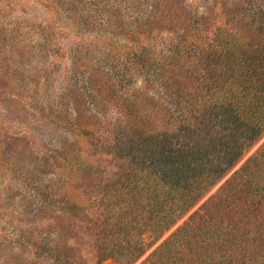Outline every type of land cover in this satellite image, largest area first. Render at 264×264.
I'll use <instances>...</instances> for the list:
<instances>
[{
    "label": "trees",
    "instance_id": "trees-1",
    "mask_svg": "<svg viewBox=\"0 0 264 264\" xmlns=\"http://www.w3.org/2000/svg\"><path fill=\"white\" fill-rule=\"evenodd\" d=\"M211 3L0 0L11 21L23 17L16 25L36 32L35 44L24 37L21 59L46 63L48 87L52 74L62 81L55 104L35 112L41 130L58 137L50 180L23 176L38 220L88 208L72 189L93 166L72 139L116 101L106 131L121 164L101 185L99 224L85 235L96 264H133L148 250L141 263L264 264V139L233 169L264 135V0ZM215 7L223 21L212 25ZM41 232L20 245L62 263ZM0 264L14 262L0 256Z\"/></svg>",
    "mask_w": 264,
    "mask_h": 264
},
{
    "label": "rangeland",
    "instance_id": "rangeland-1",
    "mask_svg": "<svg viewBox=\"0 0 264 264\" xmlns=\"http://www.w3.org/2000/svg\"><path fill=\"white\" fill-rule=\"evenodd\" d=\"M127 1L117 0L123 7ZM213 1L189 0L193 4L197 3L201 9L206 8L205 6H209ZM124 8L127 9V6ZM214 13L212 25L222 23L223 16L220 10L215 7L213 15ZM13 16L14 14L8 11L6 5L0 6V134H4L2 138L0 137V241L3 245V254L0 251V256L10 260V263L13 261L14 264L27 262L96 264L94 250L89 240H85V235L87 231L95 230L99 224L98 212L95 210L101 185L112 178L121 164V160L114 154L106 131L107 122L111 120L116 110V101L112 98L107 99L103 115H99L89 126L88 134H81L72 139V143L80 147L81 155L86 162L93 166L91 173L76 177L77 181L74 182L72 189L77 200L86 204L88 208L76 216L63 212H51L42 220H38V216L34 213L35 204L29 199L30 194L24 184L23 176L26 171H38L41 172L40 177L50 180L55 160L49 155L54 154L53 150L58 147L57 142L52 141L58 137L57 134L53 138L47 136L41 130L37 115L43 107L48 106L47 103L55 104L62 81L57 73L52 74L50 79L52 84L48 87L50 82L47 84L42 77L43 70L49 69V67L46 68V63L41 62L38 57L27 58L26 61L24 57L23 60L21 59V56H24L21 51L22 46L30 37H33L31 44H35L36 32H29V29L25 31L24 24L18 27L15 21L23 22V17L11 21ZM38 35L42 36L40 32ZM25 36L28 38H24ZM65 39L67 37L60 38L64 43ZM7 68H11V71ZM135 88L141 92L140 94L149 95L150 93L142 81H139ZM62 136L63 134L60 133V137ZM263 139L264 135L254 142L233 169L237 168ZM229 173L212 186L189 212L211 194ZM187 214L178 220L163 237ZM40 232L42 234L48 232L45 236L47 243H54L64 254L65 260L62 263L45 259L26 244L20 245L24 237L34 235L38 237ZM147 252L133 264H148L141 263ZM102 264L114 263L107 259Z\"/></svg>",
    "mask_w": 264,
    "mask_h": 264
}]
</instances>
